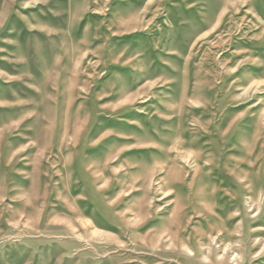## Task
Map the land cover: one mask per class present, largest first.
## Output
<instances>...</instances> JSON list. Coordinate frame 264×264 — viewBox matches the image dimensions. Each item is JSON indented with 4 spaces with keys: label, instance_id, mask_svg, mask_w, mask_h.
Here are the masks:
<instances>
[{
    "label": "rangeland",
    "instance_id": "rangeland-1",
    "mask_svg": "<svg viewBox=\"0 0 264 264\" xmlns=\"http://www.w3.org/2000/svg\"><path fill=\"white\" fill-rule=\"evenodd\" d=\"M0 264H264V0H0Z\"/></svg>",
    "mask_w": 264,
    "mask_h": 264
}]
</instances>
